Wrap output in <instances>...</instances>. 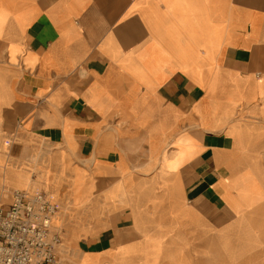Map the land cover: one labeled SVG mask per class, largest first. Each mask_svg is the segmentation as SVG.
Listing matches in <instances>:
<instances>
[{
  "label": "crops",
  "instance_id": "crops-1",
  "mask_svg": "<svg viewBox=\"0 0 264 264\" xmlns=\"http://www.w3.org/2000/svg\"><path fill=\"white\" fill-rule=\"evenodd\" d=\"M0 158L62 264H264V0H0Z\"/></svg>",
  "mask_w": 264,
  "mask_h": 264
},
{
  "label": "built area",
  "instance_id": "built-area-1",
  "mask_svg": "<svg viewBox=\"0 0 264 264\" xmlns=\"http://www.w3.org/2000/svg\"><path fill=\"white\" fill-rule=\"evenodd\" d=\"M59 210L44 190L15 189L0 199V264H62V236L52 222Z\"/></svg>",
  "mask_w": 264,
  "mask_h": 264
},
{
  "label": "bare ground",
  "instance_id": "bare-ground-1",
  "mask_svg": "<svg viewBox=\"0 0 264 264\" xmlns=\"http://www.w3.org/2000/svg\"><path fill=\"white\" fill-rule=\"evenodd\" d=\"M0 161L3 162L1 158ZM2 165L3 166L0 167V173L2 174L1 178L4 180V183L0 184V199L2 201L7 202L10 192L15 189H23L29 192L36 190L33 186L29 185V177H27L29 175L27 173H24L25 176H22L21 173H14L11 167L5 164V162ZM72 187L73 192L71 193V196L64 198L60 202L59 210L55 215L52 216L53 224L58 228H62L64 233L67 231V228L70 224L69 221H66L69 216L73 214L76 209L81 210L88 208V205L93 202L96 197H100V195L94 194L92 186L84 187L83 185H79L76 182L72 185ZM45 188L51 199L53 201H57V190H52L49 185L45 186ZM119 191L120 190H118V192ZM75 237H77V235L72 233V238L75 239Z\"/></svg>",
  "mask_w": 264,
  "mask_h": 264
},
{
  "label": "rangeland",
  "instance_id": "rangeland-1",
  "mask_svg": "<svg viewBox=\"0 0 264 264\" xmlns=\"http://www.w3.org/2000/svg\"><path fill=\"white\" fill-rule=\"evenodd\" d=\"M10 195H11V194H10ZM49 197H50V196H49ZM9 198H10V197H9ZM50 198H51V197H50ZM8 201H9V199H8ZM52 201H53V200H52ZM53 202H58V203L60 204L59 201H53ZM84 212L86 213V210H82V211L76 213V215H77V216H82V214H83Z\"/></svg>",
  "mask_w": 264,
  "mask_h": 264
}]
</instances>
